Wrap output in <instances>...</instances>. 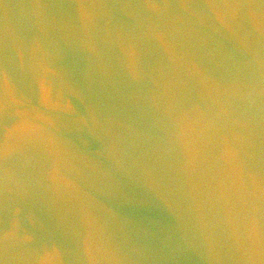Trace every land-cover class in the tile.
Wrapping results in <instances>:
<instances>
[{
    "label": "water",
    "instance_id": "obj_1",
    "mask_svg": "<svg viewBox=\"0 0 264 264\" xmlns=\"http://www.w3.org/2000/svg\"><path fill=\"white\" fill-rule=\"evenodd\" d=\"M0 264H264V0H0Z\"/></svg>",
    "mask_w": 264,
    "mask_h": 264
}]
</instances>
